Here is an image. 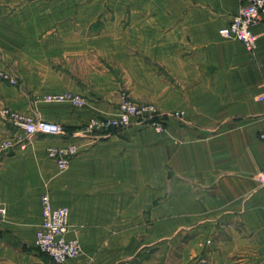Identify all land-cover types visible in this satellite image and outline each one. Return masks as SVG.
Here are the masks:
<instances>
[{
	"label": "crops",
	"instance_id": "obj_1",
	"mask_svg": "<svg viewBox=\"0 0 264 264\" xmlns=\"http://www.w3.org/2000/svg\"><path fill=\"white\" fill-rule=\"evenodd\" d=\"M247 0H0V106L63 125L37 135L0 117V264H54L35 246L41 197L70 209L83 254L64 264H264V15L255 51L220 37ZM169 117L78 136L121 90ZM72 92L87 103L48 104ZM80 146L60 173L47 150Z\"/></svg>",
	"mask_w": 264,
	"mask_h": 264
},
{
	"label": "built area",
	"instance_id": "obj_2",
	"mask_svg": "<svg viewBox=\"0 0 264 264\" xmlns=\"http://www.w3.org/2000/svg\"><path fill=\"white\" fill-rule=\"evenodd\" d=\"M264 0H247L239 12L235 14L229 25L219 30L220 37L235 39L248 50L255 51L258 45V35L254 27L263 20ZM0 78L11 85H18L19 81L8 71H0ZM257 100L264 105V81ZM48 104H70L81 108L86 105V99L72 92L51 93L42 98ZM0 117L17 129L24 131L27 140L37 135L66 136L67 130L63 125L32 116L21 114L15 110L0 106ZM169 117L182 119V112L165 113L155 104H138L131 101L126 92L121 94L116 115L105 119H92L77 133L78 136L89 137L98 131L117 132L132 126L153 127L162 131ZM264 139V135L261 136ZM14 147L11 141L5 140L0 144V151H10ZM80 152V146L71 143L65 146H52L47 153L56 162L57 170L63 173L68 170L72 159ZM259 183L264 187V170L258 176ZM6 219V210L0 206V226ZM70 209L55 207L51 196L45 192L41 197V224L36 232L35 246L37 250L47 255L54 264H64L75 260L83 254L81 241L71 237Z\"/></svg>",
	"mask_w": 264,
	"mask_h": 264
},
{
	"label": "rangeland",
	"instance_id": "obj_3",
	"mask_svg": "<svg viewBox=\"0 0 264 264\" xmlns=\"http://www.w3.org/2000/svg\"><path fill=\"white\" fill-rule=\"evenodd\" d=\"M122 92H126V94L128 95V97L130 98V100L131 101H134L132 98H131V96H130V94L126 91V89H123V90H121V93H120V96H119V103L121 102V94H122ZM135 102V101H134ZM135 103H137V102H135ZM138 104H140V103H138ZM149 104V103H148ZM151 104V103H150ZM157 106V105H156ZM82 108V107H81ZM116 115V114H115ZM166 123H167V121H166ZM146 128H148V129H152L153 131H155L156 133H158V134H165V132H166V125H165V127H164V129L162 130V131H158V130H156L155 128H153V127H146Z\"/></svg>",
	"mask_w": 264,
	"mask_h": 264
}]
</instances>
